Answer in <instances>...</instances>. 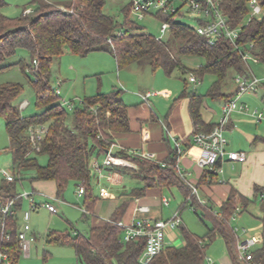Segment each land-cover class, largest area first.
Here are the masks:
<instances>
[{
	"label": "trees",
	"instance_id": "1",
	"mask_svg": "<svg viewBox=\"0 0 264 264\" xmlns=\"http://www.w3.org/2000/svg\"><path fill=\"white\" fill-rule=\"evenodd\" d=\"M249 1L220 0V3L232 27L241 28L240 38L237 40L240 48L251 53L257 62L264 64V14L260 18L249 20ZM258 1L264 11V0ZM32 4V11L26 12L25 9L20 18L13 19L3 14L7 3L0 0V71L14 65H19L23 71H33L37 107L34 114L24 116L20 107L14 104V100L23 92V87L16 83L0 85V116L5 121L9 137L7 150L12 155L15 174L14 181H6L0 186V196L4 199L15 198L18 195V182L28 178L31 182H54L58 196L72 183L77 187H85L88 198L86 207L92 213L99 199L93 195L92 181L95 172L91 162L94 158L107 154L115 143L114 133L129 131L128 106L121 89L114 88L109 93L99 92L86 98L72 112L62 106L50 78L52 63L64 55L65 48L81 56L92 52H107L114 57L120 71L145 60L153 72L162 70L167 76L176 71L182 75H194L201 80L206 75H213L215 82L206 95L197 92L196 88L190 89V79L189 83L184 79L186 87L181 98H190L191 116L196 131L201 127L205 132H210L214 127L205 125L202 119L204 98L222 99L224 103L231 101L237 95L238 87L234 92H229L230 83L234 82L237 75L247 78L252 75L248 63L228 39L221 38L211 43L198 34L196 26L177 21L176 14H156L161 22L170 24V36L164 40L146 32L145 28L131 19V5L123 7L124 21L120 23L105 12L106 0L62 2L65 10L60 9V5L56 8L53 5L55 2L47 0H32ZM21 52L28 53V61L20 59L13 64L7 63ZM184 56L202 57L205 64L197 70H191L183 63ZM35 61L38 63L37 69ZM231 72L233 78L230 81ZM40 125H46L49 130L38 142L40 149L36 150L29 130ZM114 153L135 163L139 168H108L114 173L144 182V187L136 189L133 195L142 196L150 187H176L183 194L185 204L201 207L192 194L193 189L178 173L177 150L163 163L123 150ZM39 156H47V164L41 165ZM214 176L216 175L208 172V177ZM255 192L257 197H262L259 220L263 225V241L251 252L256 263L264 264V190L256 187ZM236 199L237 193L233 192L221 207L222 217L214 216L209 208L203 207L204 215L211 221L206 235L198 236L182 225L180 230L184 245L165 248L149 264H205L206 251L210 245L208 242L217 236L224 240L233 264H244L238 255V239L228 224L237 208ZM23 201L24 199H20L17 202V211L23 207ZM239 201L245 208L250 204L244 197H240ZM128 205V202L123 203L111 220L122 221ZM19 228L16 215L15 219L9 220L8 229L12 238L6 244L15 257L14 264H20L22 256L17 237ZM123 235V229L107 222L100 227H91L87 234L78 231L72 234L50 231L46 235V241L74 247L76 264H142L140 259L147 239L124 242Z\"/></svg>",
	"mask_w": 264,
	"mask_h": 264
},
{
	"label": "crops",
	"instance_id": "2",
	"mask_svg": "<svg viewBox=\"0 0 264 264\" xmlns=\"http://www.w3.org/2000/svg\"><path fill=\"white\" fill-rule=\"evenodd\" d=\"M136 65H132L128 69ZM157 76L167 78L166 74L159 75L158 71L155 77ZM120 87L119 89L125 93L123 99L128 106L129 131L113 134L115 142L114 152L121 150L128 153L141 151L153 156V161L163 163L168 161L176 150L175 141L179 142L183 154L178 159V163L185 173V179L183 180L191 188L195 187L197 189L198 196L194 195V197L198 200L201 207L205 209L209 208L214 216L222 217L221 207L228 201L232 193L236 192L237 208H241V212L237 215L236 221H240L241 224L248 226V230L243 229L241 236H239L238 233L241 230L238 229V233H235L232 227V221L235 220L232 217L235 213L228 221L229 226L238 239L237 242L251 238L252 236H258L262 243V233L260 235H251L257 229H261L263 232L261 221H257L261 217V211L255 216L252 214L251 206L257 201L260 204L262 202V197L256 196L255 188L259 187L264 190V124L258 123L252 116V113L256 110L264 111V87L259 86L254 94L242 95L239 103L246 106L249 111H235L225 121L224 130L225 137L228 141L227 150L245 152L247 154V161L240 163L230 162L226 159L220 164L223 172L214 177H208V171L198 165L200 150L195 146L192 138L194 132H196V127L191 116V101L189 97L181 98V94L185 90L186 85L171 89L164 88L158 91L155 90L158 89L157 86L153 90L150 88L148 90L149 86L143 87L141 90L138 89L139 91L134 96H129V93L124 91L126 86L122 82H120ZM142 89L147 92H142ZM235 90L236 88L234 86L232 88L230 84L228 91L234 92ZM223 105L224 100L222 99L214 100L208 97L204 98L201 112L205 125H215L224 119ZM199 131L204 130L199 127ZM103 158L104 156L102 155L96 159L102 162L100 159L103 160ZM128 163L127 168L139 169L135 163L131 161H128ZM126 179H131L136 183V186L134 185L131 191L125 190L124 183ZM94 185L93 195L98 197L99 200L94 205L92 213L88 212L87 214L81 208L84 207L87 209L86 203L88 198L86 194H78L79 187L77 186L75 196L84 203L85 206L83 207L66 202L63 198L65 192L61 196H58L57 186L54 182H34L33 186L35 189L32 192L34 195L38 194L43 196L46 200L49 198H58L60 200L58 204L65 205L64 203H66V205H70L74 209L82 212L83 218L91 224L90 228L100 227L107 223L108 220H111L116 210L125 202H128L129 205L122 218V222L124 223L128 224L136 218L144 217H150L153 220H169L175 212L181 213V205L178 206V209L165 210V208L170 207L162 205V198L166 197L164 195L166 188L170 189V191L172 189L177 190L185 201L183 194L176 187H150L145 190L142 196H135L133 195L134 191L143 188L145 185L144 182H140L130 176L114 173L109 169L104 171L103 177H99L95 173ZM101 189L108 191L109 197L101 198ZM240 197H244L250 201L247 208L239 201ZM199 200L205 201L206 203L202 204ZM140 206L149 207V212L139 213L138 208ZM207 226H211V224ZM32 234L36 236L34 232ZM176 240V231L168 232L165 239L166 248L181 247L184 245V241L181 244L174 245ZM219 260L220 264H233L229 254L228 256L219 258ZM216 264L218 263L216 262Z\"/></svg>",
	"mask_w": 264,
	"mask_h": 264
},
{
	"label": "rangeland",
	"instance_id": "3",
	"mask_svg": "<svg viewBox=\"0 0 264 264\" xmlns=\"http://www.w3.org/2000/svg\"><path fill=\"white\" fill-rule=\"evenodd\" d=\"M7 6L3 10V14L10 18H20L26 9V12L32 11L34 6L32 0H5ZM55 2L53 4L56 8L59 6L60 9L65 10L62 6V2H69L71 0H47ZM61 2V3H60ZM60 3V4H56ZM130 0H106L105 12L109 15L114 16L120 23L124 21V15L122 9L125 5H131ZM184 11L181 16L176 17L177 21L186 23L192 27L197 26V21L192 17L186 10V7L182 9ZM131 19L138 25L145 28V31L154 35L157 38L168 39L170 36L169 32L163 34L161 32L162 22L156 17L155 12L148 14L143 20H138L134 14H131ZM64 55L60 58H56L51 66V84L54 88L59 90V97L61 102L75 101L77 105H81L80 101H84L86 98L95 96L98 92L109 93L114 88H121L120 82H122L129 96L133 95L141 90V88L148 87L151 90L164 88H175L177 86H185L184 79L189 83L190 77L194 75H182L179 71L174 72L173 75L162 78L163 76H157V72H153L148 66L147 61H142L135 67L130 69H124L119 71L117 64L112 55L107 52H92L86 56L71 53L67 48L64 49ZM20 59L29 60L27 52H21L17 56L8 60V64L18 62ZM183 63L191 70H197L205 64V60L199 56H184ZM248 65L253 72V75L261 80V85L264 87V64L250 59ZM159 75H165L164 71L159 70ZM195 77V76H194ZM229 80L233 78V73L229 75ZM236 78V77H235ZM168 79V80H167ZM198 79L197 84H189L190 88H196L197 92L202 95H206L213 83L215 77L213 75H206L203 80ZM35 80V74L31 70L23 71L19 65H14L7 69L0 71V85L7 83L20 84L23 87V92L14 100V104L19 106L24 116H30L37 111L36 107V91L33 81ZM120 81V82H119ZM235 82V79H234ZM232 81L230 84L233 88H236ZM154 87H153V86ZM139 89V90H138ZM142 92H147L142 89ZM261 92V90H260ZM125 94V93H124ZM254 94V92H248L243 94ZM28 102L26 107H22L23 103ZM9 137L5 128L4 118L0 116V186L6 182V178L3 175V171L12 173L13 161L12 155L8 152ZM39 163L41 165L47 164V156H39ZM102 161V159H100ZM125 187L127 191H131L136 186L135 181L126 179ZM34 182L30 179H25L17 184V193H32L35 189L33 186ZM94 179L92 181V188L94 189ZM38 189V188H37ZM77 187L74 184H70L65 191L64 200L70 204L85 206L81 200H78L75 196ZM164 195L171 200L169 208H165L166 211H170L174 208L178 209L181 205V217L183 219L184 226L194 234L199 236H205L207 233V225L211 224L209 218L204 215L203 207H196L189 204H185L184 199L180 193L172 189H165ZM35 202L37 204L43 203L46 199L38 194L34 195ZM54 204L58 205L60 213L53 215L45 209H40L33 212L30 225L33 232L36 234V242L32 245L31 257L29 259L21 256L20 264H76L77 256L74 247L70 245H60L56 243H48L46 241V235L50 231H56L62 234L74 233L78 231L82 234H87L90 230V223L87 222L82 215V212L74 209L70 205H61L53 201ZM84 208V207H83ZM261 204L259 201L255 202L251 206L252 214L257 216L261 211ZM29 210L28 200L23 201V207L17 211V217L19 219V226L23 224L22 216L25 211ZM201 217L203 220H201ZM232 221V227L240 229L238 233L241 236L242 230L247 229L248 226L241 224L240 221ZM257 219V218H256ZM259 221V219H257ZM177 240L174 245L181 244L184 239L180 231H176ZM262 233L261 229H257L256 232L251 235ZM216 238V239H215ZM210 243L206 251L205 264H208V259H212L220 264L219 258L228 256V252L221 237H215ZM257 247V246H256ZM254 247L253 249H255ZM252 249V250H253Z\"/></svg>",
	"mask_w": 264,
	"mask_h": 264
},
{
	"label": "built area",
	"instance_id": "4",
	"mask_svg": "<svg viewBox=\"0 0 264 264\" xmlns=\"http://www.w3.org/2000/svg\"><path fill=\"white\" fill-rule=\"evenodd\" d=\"M131 1V13L135 15L138 20H143L148 14L155 12V14H176V17L181 16L184 11L183 8L197 21L196 30L198 34L204 37L207 41L214 43L221 38L228 39L234 47L240 52L245 62H249L250 59L255 61L256 58L252 56L248 51H243L237 40L240 38L241 28H234L230 24L228 18L224 15L220 0H130ZM250 18H260L263 16L264 11L258 0L249 1ZM170 30V24L168 22H162L161 32L163 34ZM252 47V46H251ZM36 69L38 63L35 61ZM190 81L193 84H197L198 80L193 76L190 77ZM235 84L238 87V92L235 98L231 101L224 103V119L218 124H215L210 132L196 131L193 134V142L200 150L198 159V165L207 170L209 173L218 175L222 173L220 164L226 159L230 162L245 163L247 161V154L243 151H228V141L225 137V121L235 111L248 112V108L243 104L239 103L240 98L243 94L248 92H255L261 85V80L256 76L251 75L250 78L246 76L237 75L235 78ZM59 95V90L56 89ZM83 104L84 101H80ZM62 106L68 111L72 112L77 106L75 101L61 102ZM28 102L23 103L22 107H26ZM95 110V109H93ZM252 116L258 123L264 124V111H254ZM48 127L46 125H40L32 127L29 130L30 139L33 143V147L39 150L40 147L38 142L41 141L48 133ZM176 150L178 157L180 158L183 154L180 143L175 141ZM133 155L142 157L144 159L154 160L153 156L141 152L132 151ZM128 161L122 157L116 156L114 153V144L110 147L107 154L104 156L102 162L94 158L91 162V167L99 177H103L104 171L111 167H126ZM165 165V164H163ZM176 168L178 173L185 179V173L181 169L179 163ZM6 178V181L12 182L15 180L14 172L9 173L6 171L2 172ZM193 195H197V189L192 187ZM86 189L84 186H80L78 189L79 195H84ZM34 193L18 194L13 199H4L0 196V264H14L15 257L11 255L8 248L6 247L7 242L12 238L11 231L8 229L10 219H15L17 215V202L20 199H27L29 202V210L25 211L22 219L23 224L20 226L17 237L19 242V249L22 256L29 259L31 257L32 245L36 242V237L32 234L33 230L30 225L32 214L40 209H46L51 214L56 215L59 213L58 205L54 204L53 201L60 203L58 198H49L41 204H37L33 197ZM101 198L109 197L108 191L101 189ZM202 204L205 201L199 200ZM171 200L167 197L162 198V205L169 207ZM84 213H88L87 209L81 208ZM139 213L149 212V207L140 206L138 208ZM241 212V208H237L234 216ZM108 222L114 223L124 231L123 241L130 242L138 238H146V248L143 252L140 262L142 264H149L156 256H158L166 248V235L170 231H180L183 225V219L180 212H175L169 220L157 219L153 220L150 217L136 218L131 223H124L122 221L115 222L108 220ZM235 233L238 232V229ZM260 238L258 236H252L248 239L239 240L237 244L238 255L240 261L244 264H259L255 261V256L251 252L252 249L260 244ZM208 264H216L212 259H208Z\"/></svg>",
	"mask_w": 264,
	"mask_h": 264
}]
</instances>
